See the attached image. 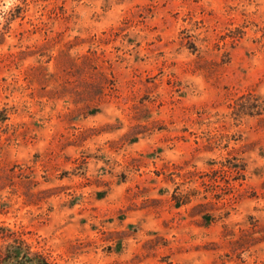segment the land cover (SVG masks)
<instances>
[{
  "label": "rangeland",
  "instance_id": "obj_1",
  "mask_svg": "<svg viewBox=\"0 0 264 264\" xmlns=\"http://www.w3.org/2000/svg\"><path fill=\"white\" fill-rule=\"evenodd\" d=\"M34 253L264 264V0H0V264Z\"/></svg>",
  "mask_w": 264,
  "mask_h": 264
},
{
  "label": "trees",
  "instance_id": "obj_2",
  "mask_svg": "<svg viewBox=\"0 0 264 264\" xmlns=\"http://www.w3.org/2000/svg\"><path fill=\"white\" fill-rule=\"evenodd\" d=\"M29 253H31L30 251H27L25 254H24V258L26 259V258H28V254ZM11 255L10 254H8V255H6L5 256V258L6 257H10ZM33 256L34 257H36V258H38V260H39V264H51L50 262H49V260L45 257V256H43L42 254H39V253H34L33 254ZM4 258V259H5Z\"/></svg>",
  "mask_w": 264,
  "mask_h": 264
}]
</instances>
